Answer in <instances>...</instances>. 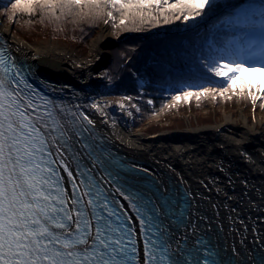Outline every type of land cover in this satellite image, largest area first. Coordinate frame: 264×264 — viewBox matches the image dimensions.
I'll return each instance as SVG.
<instances>
[{
  "label": "snow or ice",
  "instance_id": "1",
  "mask_svg": "<svg viewBox=\"0 0 264 264\" xmlns=\"http://www.w3.org/2000/svg\"><path fill=\"white\" fill-rule=\"evenodd\" d=\"M213 5L214 0H15L11 8L28 13L48 10L56 19H60L57 9L61 16L87 9L110 19H114L113 11L124 17L155 19V11L168 22L165 13L189 21ZM250 8L255 10L242 11L235 21L240 23L242 17L250 29L240 46L242 58L226 63L210 58L205 63L209 72L222 78L221 95L237 87V76L228 72L238 74L247 64L264 73V0ZM247 87L255 102L252 85ZM257 90L264 92V86ZM208 91L217 89L183 95L199 97ZM50 103L31 89L14 61L0 50V264H216L210 252L200 255L196 245L203 244L202 240L187 247V235L176 238L166 226V220L177 228L184 222L183 212L173 220L167 197L161 195L157 206L143 194L121 193L136 214L142 246L138 248L131 218L110 206L101 181L92 174L99 165L111 177V164L96 157L91 167L84 164L82 168L77 157L86 160L94 152L84 135L88 129L79 131L62 122L49 109ZM83 119L92 124L87 116ZM69 158L77 163L75 175ZM61 170L67 174L70 190L64 186Z\"/></svg>",
  "mask_w": 264,
  "mask_h": 264
},
{
  "label": "bare ground",
  "instance_id": "2",
  "mask_svg": "<svg viewBox=\"0 0 264 264\" xmlns=\"http://www.w3.org/2000/svg\"><path fill=\"white\" fill-rule=\"evenodd\" d=\"M199 21L201 18L186 21L185 26ZM0 37L14 59L49 78L52 89L63 99L60 113L64 119L74 112L76 120L88 125L83 119L87 116L100 147L108 146L121 155L125 164L147 175L159 192L189 195L187 221L179 228L169 226L176 238L187 235L188 243L197 237L208 239L220 261L228 258L238 264H264V195L259 191L264 184V134L258 131L255 120L248 123L242 118L244 126L235 130L237 134L226 132L224 122L216 128L142 139L130 130L127 114L103 98L102 79L95 75L108 59L106 47L112 39L107 24H101L89 40L90 55L84 58L52 45L27 46L8 36L1 26ZM211 134L234 148V155L218 151ZM68 162L75 175L70 159ZM126 170L124 174L131 175ZM61 174L67 180V174L62 170ZM136 180L122 181L138 187ZM117 189L112 186L113 194L123 199L124 192ZM116 198L132 216L128 200Z\"/></svg>",
  "mask_w": 264,
  "mask_h": 264
},
{
  "label": "trees",
  "instance_id": "3",
  "mask_svg": "<svg viewBox=\"0 0 264 264\" xmlns=\"http://www.w3.org/2000/svg\"><path fill=\"white\" fill-rule=\"evenodd\" d=\"M14 2L15 0H11L4 13L12 25L18 24L20 29L37 30L36 33L42 29L44 31L48 26L61 28V31L51 33L53 41L64 39L63 44L80 51L88 48L89 40L100 22L107 21L117 35H124L120 36L110 50V60L101 68L99 76L106 98L131 95L138 105V120L125 112L130 117L132 129L160 113L174 96L188 91L199 92L203 88L219 91L223 80L209 72L205 63L210 58L223 63L242 58L238 42H243L250 32L245 24H234L236 31H232L231 27L223 28L216 21L210 20L203 26L180 33L183 17L176 19L173 14L165 13L168 16V22H165L164 16L155 11L152 13L155 19H141L131 15L124 17L115 11L114 19H110L105 14L97 15L87 9L83 12L73 9L72 14L61 16L57 9L55 15L60 16V19H56L48 10L38 8L33 13L14 12L11 8ZM251 5H258V1L245 2L237 12L254 11V8H250ZM223 7V3L215 2L201 17L208 19ZM108 10L111 9L105 11ZM121 19L125 21L123 24L120 23ZM40 32L41 35L37 33L36 36L43 38L42 31ZM45 36L50 37L49 34ZM233 39H236V43ZM246 67L247 64L238 74L228 72V75L243 78L241 72ZM223 71L227 72V69ZM254 71L259 77L255 79L260 82V86L264 85V73L258 67ZM242 83L247 87L244 80ZM226 92L231 93V89Z\"/></svg>",
  "mask_w": 264,
  "mask_h": 264
},
{
  "label": "rangeland",
  "instance_id": "4",
  "mask_svg": "<svg viewBox=\"0 0 264 264\" xmlns=\"http://www.w3.org/2000/svg\"><path fill=\"white\" fill-rule=\"evenodd\" d=\"M225 1L227 0H214V3L215 2L223 3L224 7L226 6L225 9H229L228 11L229 16H227L226 18L225 17L219 18L218 20H216V24H219L223 28L231 27L232 31H236V29L233 27V25L235 24V22L233 21H236V19L239 17V14L242 11H244L241 10L237 12V10L242 4L250 0L248 1L231 0L230 2L224 3ZM6 2L8 3L6 4ZM10 2L11 0L9 1L0 0V26L2 29L6 30L8 32V36L13 38L14 40L23 43L27 46L32 45L38 47L43 45H52V46L60 47L63 48L67 53L73 55L75 58H84L90 55V51L88 48L80 51L74 49V47L68 46V44H63L62 42L64 41V39H54L53 41L51 33H53L56 30L61 31L62 30L61 28L57 29L48 26L44 29V31L43 29L40 30L42 31V35L44 36L42 38L36 36L37 33H40L41 35L40 31L36 33L37 30L20 29V26L18 24L16 26L14 24L12 25L10 22H8L7 15H4L5 9L9 7ZM239 4L241 5L237 7ZM233 16H237V18L233 19L232 21L231 18L229 17H233ZM198 18L205 19L202 17H197L196 19ZM242 19L243 18L240 17V23ZM185 22L186 21L183 20L182 28ZM101 24H107L109 26L110 35L112 39L111 42H114V44L118 41L120 36L121 37L124 36V35H120V36L117 35V33L113 31L112 26L108 22L107 23L100 22L97 26L95 33L97 32ZM15 29L16 31H14ZM48 34L50 35V37L45 36ZM233 42L236 43V39H233ZM238 43H239L238 46H241L242 42L240 41ZM112 48H106V52L108 56L107 62H109L110 60V50ZM100 72L101 71L95 72V75L97 73L99 76ZM241 76L243 78L236 79L237 87L235 88L234 91L231 90V93L224 92L221 95L220 92L217 90L215 92L213 91L205 92L203 95L199 97L193 95L188 98H185L184 95H177L180 96L179 100L171 99L160 113L154 115L153 117H150L145 122L140 123L137 127L133 129L129 123L130 117L126 115L128 118L127 120L129 121L128 122L129 128L132 132H135L138 137L144 139L147 138L148 135L169 136L179 133H191L197 130L216 128L217 126L219 127L224 122H226V126H227L226 132L230 134H237L238 132H236L235 130H238L241 128V126L242 127L244 126V124H242L241 121L242 118H245L248 123H251V121L255 120V122L257 123L258 131L264 134V92L257 90L261 86H260V82L257 81V79H255L259 77L255 73L254 68H250L248 65L244 69V71L241 72ZM242 80H244L247 85L249 84L252 85L251 88L252 95L257 97L255 102H253V100L249 96L248 87H244L243 89L240 88V85L243 84ZM253 83L255 84L254 86ZM103 98L105 99L106 97L103 96ZM114 98L115 97H111V99L109 98L106 99L109 100L110 103L112 102L111 103L112 106H114L118 110L124 111V113L127 111L132 116H134L133 117L134 119L138 118L139 115L138 105L134 103L131 95H129V97L121 96V97H116L115 99ZM242 100L244 101V103H242ZM71 113L73 114L72 116L75 117V113L74 112ZM64 117L65 116L63 115L58 116V118L61 119L62 122H65ZM214 135L215 134H211V141L213 142V146L221 153L234 155L235 152L234 148H229L228 146H226V144H224V142L219 141L218 137L217 136L215 137ZM190 148L194 149V146L193 147L190 146ZM241 148L242 149L244 148V151L248 152V150H246L244 146H242ZM234 160L240 163L239 159L235 158ZM262 181L264 183V179ZM64 186L65 188H68L70 190V186L67 180L64 181ZM260 187H262V189H260L259 191L261 192V194L264 195V184L263 186ZM186 196L189 205L190 198L188 194H186ZM118 197L120 200L122 199L121 196ZM247 258H249V260L251 261L253 260V258H251L250 255H247ZM234 261L238 264V261L236 259Z\"/></svg>",
  "mask_w": 264,
  "mask_h": 264
},
{
  "label": "water",
  "instance_id": "5",
  "mask_svg": "<svg viewBox=\"0 0 264 264\" xmlns=\"http://www.w3.org/2000/svg\"><path fill=\"white\" fill-rule=\"evenodd\" d=\"M8 1H9V0H8ZM247 1H248V0H247ZM240 5H241V4H239L237 7H239ZM224 8H226V6L223 7V8H221L220 11H222ZM220 11H219L216 15L211 16V18H208V19H201V21L196 22L195 25H193V26L186 27L185 24H184V25H183V28L180 30V33H184V32H186V31L192 30V29H194V28H196V27L203 26V25L209 23L210 20H214V19H215V17L220 13ZM108 27H109V26H108ZM114 45H115L114 42H111L106 48H112ZM62 108H63V106H62ZM62 108L60 109V111L63 110ZM60 116H62L61 113H60ZM70 117H73V116H70ZM151 182H152V181H150V183H151ZM118 186L121 187L120 184H118ZM153 186H154V185H153ZM261 186H263V185H261ZM154 189H156V191H159L155 186H154ZM151 191L154 193L153 195H156V194H157L155 191H153V190H151ZM180 193H181L180 199H183V202L188 201V200H187V196H186V194L183 193V192H180ZM169 194H171V193H169ZM157 195H159V194H157ZM151 197H152V195H151ZM167 198H168V197H167ZM178 198H179V196H178ZM159 200H160V196H159ZM182 212H183V211H182ZM187 214H189V211H186V212H185L184 217H183L184 222H183L182 224H180L179 227L183 226V224L187 221Z\"/></svg>",
  "mask_w": 264,
  "mask_h": 264
}]
</instances>
